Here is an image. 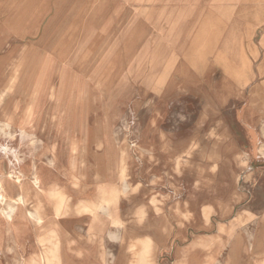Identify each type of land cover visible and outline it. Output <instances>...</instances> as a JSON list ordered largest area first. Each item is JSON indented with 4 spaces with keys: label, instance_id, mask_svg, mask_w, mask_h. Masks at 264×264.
Segmentation results:
<instances>
[{
    "label": "rangeland",
    "instance_id": "1",
    "mask_svg": "<svg viewBox=\"0 0 264 264\" xmlns=\"http://www.w3.org/2000/svg\"><path fill=\"white\" fill-rule=\"evenodd\" d=\"M248 1L0 0V264H264V95L199 52Z\"/></svg>",
    "mask_w": 264,
    "mask_h": 264
},
{
    "label": "crops",
    "instance_id": "2",
    "mask_svg": "<svg viewBox=\"0 0 264 264\" xmlns=\"http://www.w3.org/2000/svg\"><path fill=\"white\" fill-rule=\"evenodd\" d=\"M216 6L237 7L224 1ZM239 9L238 20L230 24L228 30L222 29L230 31V35L228 39L225 38L221 50L216 53L210 47L207 51L201 49L199 52L202 56H212L207 66L211 71L225 74L223 79L248 80L250 95H264V0H249Z\"/></svg>",
    "mask_w": 264,
    "mask_h": 264
},
{
    "label": "bare ground",
    "instance_id": "3",
    "mask_svg": "<svg viewBox=\"0 0 264 264\" xmlns=\"http://www.w3.org/2000/svg\"><path fill=\"white\" fill-rule=\"evenodd\" d=\"M34 182L36 183V185L38 184L39 187L41 186V179L38 173H35L34 175ZM25 201L26 199L23 195H19L17 198L11 197L7 187H5V185H3L0 182V204H4V206L1 207V213L5 215L6 220H9L11 223H13L14 221H17L18 211L21 208V206L25 203ZM31 215L34 218H36L38 222L42 221V218L38 214H34L31 212ZM137 241H140V240H137ZM139 244H140V247L138 249L139 250L138 252L139 264H154L149 259V255L151 253L152 245H153L151 240L149 239L142 240ZM137 245H138L137 243L134 244L133 242V244H131V247L134 248ZM54 252H55L54 256L58 260V247H57V250H55ZM44 264H49V262H46V263L44 262Z\"/></svg>",
    "mask_w": 264,
    "mask_h": 264
}]
</instances>
